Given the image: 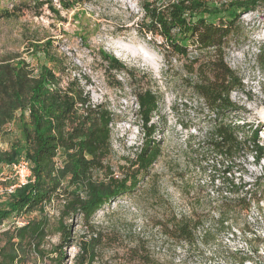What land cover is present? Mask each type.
I'll return each instance as SVG.
<instances>
[{
    "label": "rangeland",
    "instance_id": "374dc122",
    "mask_svg": "<svg viewBox=\"0 0 264 264\" xmlns=\"http://www.w3.org/2000/svg\"><path fill=\"white\" fill-rule=\"evenodd\" d=\"M60 1L52 0L57 15L49 4L39 9L32 0H0V13H13L0 19V62L20 58L36 72L42 65L54 68L44 54L50 50L63 86L77 77L93 104L104 103L116 118L112 153L106 161L115 177H120L143 141L142 124L136 117V93L149 89L162 99L152 121L161 157L133 195L105 206L96 215L93 232L81 219L73 220L75 243L67 251L68 264H74L79 241L82 237L88 240L90 232L100 239L94 264H139L135 260L138 249L161 264L264 263V159L256 164L250 151L237 157L234 173L227 177L238 189H231L223 165L213 168L222 161L209 144L218 122L191 88L188 67L205 53L189 43L187 56L176 55L162 36L144 28L148 24L145 3L164 6L173 0H73L76 3L71 9H64ZM206 1L223 9L235 0ZM224 14L223 10L217 17ZM241 22L249 26L251 38L239 47H229L226 60L243 77L247 95L233 96L244 111L227 116L226 123L243 127V139L250 136L251 127L257 128L264 146V119L260 115L264 109V8L242 14ZM141 48L150 58L137 52ZM100 50L136 70L133 76L104 73ZM115 79L123 84L122 89L116 87ZM7 131L11 135L0 140L3 149L18 135L17 122ZM56 161L61 167L64 158L59 155ZM12 175L11 168L0 167L1 183L12 181ZM255 178L262 180L249 189ZM3 187L0 198L4 197ZM60 206L55 200L47 207L52 218L58 216ZM34 216L36 213L29 215ZM175 217L197 220L193 245L164 234L163 225ZM26 219H13L4 229L11 223L21 227ZM58 239L52 237L47 247L57 244ZM30 264L42 263L33 259Z\"/></svg>",
    "mask_w": 264,
    "mask_h": 264
},
{
    "label": "trees",
    "instance_id": "16d2710c",
    "mask_svg": "<svg viewBox=\"0 0 264 264\" xmlns=\"http://www.w3.org/2000/svg\"><path fill=\"white\" fill-rule=\"evenodd\" d=\"M32 2L39 9L49 4L50 10L59 14L52 7V0ZM60 3L64 9H71L76 1ZM224 7H213L206 0H173L164 6L145 3L143 9L146 31L162 36L176 55L187 56L189 43L205 53L194 58L188 67L193 80L191 88L218 122L209 135V144L222 161L213 168L218 170L222 164L225 179L231 181L227 176L234 173L237 157L250 151L256 164L264 159L257 128L251 127L250 136L243 139V127L226 123L227 116L244 111L232 101L231 92L245 93L242 76L227 63V49L250 40L249 26L241 22V15L260 12L264 0H235ZM223 10L226 16L217 17ZM12 15L0 13V19ZM46 51V60L54 68L42 65L36 72L20 58L0 62V140L11 135L7 127L12 123L17 122L19 132L7 149L0 146V167L26 160L33 174L32 182L11 193L7 189L13 181L0 182L5 192L0 198V264H30L33 259L42 264H68L67 251L75 243L73 220L81 219L93 232L96 215L105 206L133 195L162 155L152 123L162 99L149 89H141L135 100L143 141L134 159H128L120 177H115L106 165L112 153L115 114L104 103L93 104L77 77L63 86L55 71L56 60L48 53L50 50ZM99 55L104 73L133 76L136 71L104 50ZM116 87L122 89L123 84L116 80ZM59 155L64 158L61 167L56 161ZM261 180L255 178L248 184L249 189ZM229 184L232 190L238 189L234 182ZM55 200L61 206L58 216L52 218L47 207ZM33 213L36 216L30 218ZM25 218L23 226L11 223L2 230L7 222ZM197 224L192 218L175 217L163 225V230L166 236L193 245ZM91 232L88 240L80 239L74 264H94L97 260L100 239ZM54 236H58V243L48 248ZM135 260L139 264H161L140 249Z\"/></svg>",
    "mask_w": 264,
    "mask_h": 264
},
{
    "label": "built area",
    "instance_id": "2783aa9c",
    "mask_svg": "<svg viewBox=\"0 0 264 264\" xmlns=\"http://www.w3.org/2000/svg\"><path fill=\"white\" fill-rule=\"evenodd\" d=\"M251 14H253V13H251ZM243 83L245 85L244 79H243ZM245 91H246V85H245ZM244 94L240 93V92L233 91V92H231V99H232V101H234L233 100V96L234 95L242 96ZM245 95H247V94H245ZM7 167L11 168V170L13 172L11 180L14 181V183L7 189V192L11 193L16 188L23 187L26 184H28L29 182L33 181L32 167H31V164L28 161L21 160V161L17 162L16 164H14L12 166H7ZM4 228H5V225L2 226V230H5Z\"/></svg>",
    "mask_w": 264,
    "mask_h": 264
},
{
    "label": "bare ground",
    "instance_id": "6f19581e",
    "mask_svg": "<svg viewBox=\"0 0 264 264\" xmlns=\"http://www.w3.org/2000/svg\"><path fill=\"white\" fill-rule=\"evenodd\" d=\"M139 51H137L140 55H142V56H144L146 59H148V58H150V56H149V54L146 52V51H144V49H142L141 48V50L140 49H138ZM137 53V54H138ZM152 57V56H151ZM153 58V57H152ZM151 62V61H150ZM260 115H261V117L264 119V109H262L261 111H260Z\"/></svg>",
    "mask_w": 264,
    "mask_h": 264
},
{
    "label": "crops",
    "instance_id": "0c3cea01",
    "mask_svg": "<svg viewBox=\"0 0 264 264\" xmlns=\"http://www.w3.org/2000/svg\"><path fill=\"white\" fill-rule=\"evenodd\" d=\"M2 167V166H1Z\"/></svg>",
    "mask_w": 264,
    "mask_h": 264
}]
</instances>
